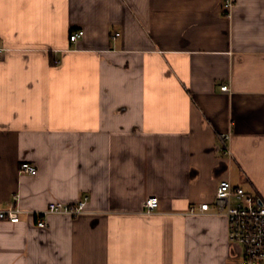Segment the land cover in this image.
I'll return each instance as SVG.
<instances>
[{
	"label": "crops",
	"instance_id": "1",
	"mask_svg": "<svg viewBox=\"0 0 264 264\" xmlns=\"http://www.w3.org/2000/svg\"><path fill=\"white\" fill-rule=\"evenodd\" d=\"M0 49V209L88 197L0 220V264L239 262L187 211L224 178L264 201V0H0Z\"/></svg>",
	"mask_w": 264,
	"mask_h": 264
},
{
	"label": "built area",
	"instance_id": "2",
	"mask_svg": "<svg viewBox=\"0 0 264 264\" xmlns=\"http://www.w3.org/2000/svg\"><path fill=\"white\" fill-rule=\"evenodd\" d=\"M227 11L233 8V0H223ZM84 31H75L70 34L72 42L77 41ZM3 50L0 49V60ZM222 91L230 92L228 85L221 86ZM229 136H222L228 139ZM224 153L230 154V145L223 144ZM20 172L35 175L37 167L28 161L20 163ZM88 197L76 203L51 201L41 210H25L17 205L0 209V220L17 223L22 214L36 217L39 227H46L47 216L61 214L78 216L86 212ZM146 213L152 214L158 207V198L151 197L146 203ZM189 215H218L228 221V238L240 255L237 264H264V201L256 194L246 190L241 185H235L229 178L221 179L218 183L215 198L212 203L203 202L191 206L187 211Z\"/></svg>",
	"mask_w": 264,
	"mask_h": 264
}]
</instances>
